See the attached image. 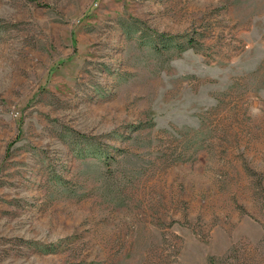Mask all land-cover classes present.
<instances>
[{"label":"rangeland","instance_id":"374dc122","mask_svg":"<svg viewBox=\"0 0 264 264\" xmlns=\"http://www.w3.org/2000/svg\"><path fill=\"white\" fill-rule=\"evenodd\" d=\"M0 264H264V0H0Z\"/></svg>","mask_w":264,"mask_h":264}]
</instances>
